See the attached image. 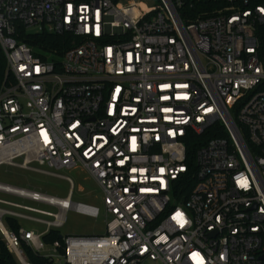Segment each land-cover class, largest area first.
Instances as JSON below:
<instances>
[{
    "label": "built area",
    "instance_id": "1",
    "mask_svg": "<svg viewBox=\"0 0 264 264\" xmlns=\"http://www.w3.org/2000/svg\"><path fill=\"white\" fill-rule=\"evenodd\" d=\"M41 33L62 49L24 40ZM0 47V165L69 183L0 181L19 259L24 240L63 264H264V0H0ZM207 131L191 173L187 140ZM75 169L101 189L106 231L46 245L69 210L102 212L72 200L59 171Z\"/></svg>",
    "mask_w": 264,
    "mask_h": 264
},
{
    "label": "rangeland",
    "instance_id": "2",
    "mask_svg": "<svg viewBox=\"0 0 264 264\" xmlns=\"http://www.w3.org/2000/svg\"><path fill=\"white\" fill-rule=\"evenodd\" d=\"M41 168H47V166H40ZM62 174H67L73 177L75 181V189L73 191L72 200L75 202H84L92 205L99 206L101 208V214L98 217H92L85 214L78 213L74 210L67 212L66 224L60 228V232L63 236L69 234L75 235H97L104 234L106 231V217L104 213L102 192L95 179L86 173L81 172L79 169L75 170H60ZM0 181L25 187L35 188L42 192L52 194L59 197H65L69 192V183L59 177L49 176L43 173H38L28 169L20 168L17 166H11L7 164L0 165ZM22 225L28 229L43 230L45 226L23 221ZM52 251L51 247H45L39 252L46 255ZM58 260V261H57ZM56 264H63L60 258L54 259ZM149 264H155L150 262Z\"/></svg>",
    "mask_w": 264,
    "mask_h": 264
},
{
    "label": "trees",
    "instance_id": "3",
    "mask_svg": "<svg viewBox=\"0 0 264 264\" xmlns=\"http://www.w3.org/2000/svg\"><path fill=\"white\" fill-rule=\"evenodd\" d=\"M24 38V37H23ZM64 39L62 36L49 35L47 33L41 34H32L25 37V41L29 43L34 49H52L59 48L62 49V44L60 42ZM6 69H7V60L6 57L0 47V88L3 85L6 78ZM209 136H213L210 132L207 131L203 136H191L187 140V161L190 166L191 173L196 169L195 163V154L197 149L204 143ZM191 183V181H190ZM188 183V186L190 185ZM188 189H186L187 193ZM7 226L19 232L21 227L20 223L13 218H6ZM63 235L60 230L52 229L48 233L42 236V241L46 245H52L55 241L62 242ZM63 244V242H62ZM21 250L26 259V261L30 264H55L54 261L46 256L41 254L39 251L35 250L31 245L22 240L21 242ZM61 253H64L63 246L59 248ZM0 264H22L19 258L10 251L8 248L6 241L4 240L3 235L0 232Z\"/></svg>",
    "mask_w": 264,
    "mask_h": 264
},
{
    "label": "bare ground",
    "instance_id": "4",
    "mask_svg": "<svg viewBox=\"0 0 264 264\" xmlns=\"http://www.w3.org/2000/svg\"><path fill=\"white\" fill-rule=\"evenodd\" d=\"M18 255H19V257L22 259V261H23V263H24V261H25V260H24V257H23V255H22V254H20V253H19ZM25 264H27V263H26V261H25Z\"/></svg>",
    "mask_w": 264,
    "mask_h": 264
},
{
    "label": "water",
    "instance_id": "5",
    "mask_svg": "<svg viewBox=\"0 0 264 264\" xmlns=\"http://www.w3.org/2000/svg\"><path fill=\"white\" fill-rule=\"evenodd\" d=\"M20 261H22L21 259H19ZM21 263H23V262H21Z\"/></svg>",
    "mask_w": 264,
    "mask_h": 264
}]
</instances>
